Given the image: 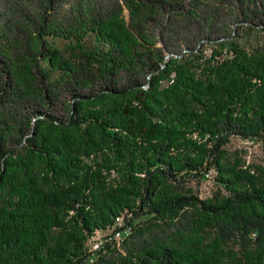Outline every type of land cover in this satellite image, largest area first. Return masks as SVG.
Masks as SVG:
<instances>
[{
	"label": "trees",
	"instance_id": "trees-1",
	"mask_svg": "<svg viewBox=\"0 0 264 264\" xmlns=\"http://www.w3.org/2000/svg\"><path fill=\"white\" fill-rule=\"evenodd\" d=\"M70 1L30 20L0 0V264H264V164L228 146L264 143V38L217 35L201 0ZM233 5L264 31V0ZM102 149L109 166L86 160ZM210 169L202 199L187 184Z\"/></svg>",
	"mask_w": 264,
	"mask_h": 264
},
{
	"label": "rangeland",
	"instance_id": "rangeland-1",
	"mask_svg": "<svg viewBox=\"0 0 264 264\" xmlns=\"http://www.w3.org/2000/svg\"><path fill=\"white\" fill-rule=\"evenodd\" d=\"M17 1L18 3L16 7L19 8L20 13L26 14L27 16L25 17H27V19L30 20L36 18L38 14V10H40V8L36 9V5H38V3H36V0H17ZM63 1L64 2L60 3L57 7H54L51 10H49L50 13L56 15L57 17L59 16L62 17L64 15V12L66 11L65 9H67L71 3L70 0H63ZM201 1H202L201 6L203 9L207 7V4L209 5L211 4V6H218L220 9V17L218 22L216 23V28L218 30L217 35L229 36V39H236L241 44H245L246 46L259 44L263 40L264 38L263 30L258 29L256 26L251 28L245 24L242 25L240 23L235 24L234 21L235 14L233 13L235 5H233V0H220L219 2L217 0H201ZM14 16L16 18L20 17L17 14H15ZM197 24L198 23H196L195 25ZM195 31L196 33L199 32L198 29ZM172 33L166 35V40L170 42L173 41V43H176V40L179 39L181 44H183V40L186 37V35L181 31H179L177 34L174 35H172ZM46 39L50 40L53 45L60 48L64 53V55L68 56L70 54L69 50L71 49V47L68 43L69 40L67 38L47 36ZM86 42L89 45L97 44V41L92 32H89L86 35ZM216 46L217 44L215 43V41L214 43L213 42L203 43L204 54L210 55L213 49H216L218 52H222L220 51V48ZM222 56H226L225 51L222 52ZM59 89L61 90V97L63 99L62 101L68 100L69 93L65 89L64 85H62ZM60 107H62L61 104ZM228 146L230 150H238L242 154L247 165L264 164V143H262L261 141L234 137L229 142ZM86 160L92 162L95 165L103 164L105 166H109L110 163H112L113 161L111 155L107 154V152L104 151L103 149L94 152L89 157H86ZM107 172H109L111 178H117L119 175L118 170H116L113 167H111V169ZM215 175L216 174L214 172L213 177L211 179H206V176H204L201 179L192 180L187 184V186L194 193L198 194V196H200L202 199L211 198L215 190L218 188L216 179L214 178ZM120 223L121 222H119L118 224ZM112 230L113 229L110 230L107 229L105 230V232L98 233V236H107L109 232H112Z\"/></svg>",
	"mask_w": 264,
	"mask_h": 264
},
{
	"label": "built area",
	"instance_id": "built-area-1",
	"mask_svg": "<svg viewBox=\"0 0 264 264\" xmlns=\"http://www.w3.org/2000/svg\"><path fill=\"white\" fill-rule=\"evenodd\" d=\"M206 179H211V169L206 173ZM131 226L126 225L125 222H123V228L121 232H109L107 236H98V233H92L91 234V250H95V247L98 245H102L103 241L108 239V237H114L116 235H119L124 231V229H129ZM88 264H94L91 263V258L88 260Z\"/></svg>",
	"mask_w": 264,
	"mask_h": 264
},
{
	"label": "bare ground",
	"instance_id": "bare-ground-1",
	"mask_svg": "<svg viewBox=\"0 0 264 264\" xmlns=\"http://www.w3.org/2000/svg\"><path fill=\"white\" fill-rule=\"evenodd\" d=\"M213 174H214V172L211 171V178L213 177ZM122 233H123V232H122ZM120 235H121V233H120L119 235H116V236H120ZM114 237H115V236H114ZM108 238H110V237H108ZM100 246H101V245L96 246L95 249L100 248ZM90 248H91V242H90ZM91 263H93V261H91Z\"/></svg>",
	"mask_w": 264,
	"mask_h": 264
}]
</instances>
